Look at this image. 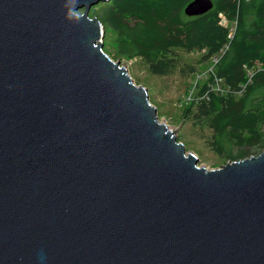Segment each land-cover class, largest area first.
Here are the masks:
<instances>
[{"label": "water", "instance_id": "obj_1", "mask_svg": "<svg viewBox=\"0 0 264 264\" xmlns=\"http://www.w3.org/2000/svg\"><path fill=\"white\" fill-rule=\"evenodd\" d=\"M111 1L0 0V264H264V152L199 166L104 52Z\"/></svg>", "mask_w": 264, "mask_h": 264}, {"label": "trees", "instance_id": "obj_2", "mask_svg": "<svg viewBox=\"0 0 264 264\" xmlns=\"http://www.w3.org/2000/svg\"><path fill=\"white\" fill-rule=\"evenodd\" d=\"M192 1L112 0L100 21L117 35L121 53L141 57L154 76L172 75L183 52L203 53L198 65L217 57L215 70L182 117L209 132L207 144L216 155H233L227 157L232 161L261 154L264 0H212L208 13L188 17L185 9ZM183 68L195 73L191 65Z\"/></svg>", "mask_w": 264, "mask_h": 264}, {"label": "rangeland", "instance_id": "obj_3", "mask_svg": "<svg viewBox=\"0 0 264 264\" xmlns=\"http://www.w3.org/2000/svg\"><path fill=\"white\" fill-rule=\"evenodd\" d=\"M109 3H99L92 7L89 17L100 20L102 9ZM79 14H83V11H80ZM223 23L228 25L227 22ZM229 27L231 26L229 25ZM104 52L114 62H120L122 66L128 69L137 86L148 89L150 102L157 108L160 122L165 123L170 130L174 131L179 142L186 146L187 152L193 153L199 158V166L208 170H216L228 162L242 160L229 161L227 157L233 155L222 157L216 155L207 144L209 132L202 131L199 127L193 126L192 122L185 121L182 117L183 111L194 100L199 88L207 81L209 74L215 70L214 60L198 65L203 53L187 54L183 52L181 53V66L172 75L154 76L147 70L141 57H138L135 53H121L117 35L108 28H105ZM187 65L195 67V73H189L183 68ZM234 152L236 153V151ZM258 154L259 151L258 153L254 151L250 157L258 156Z\"/></svg>", "mask_w": 264, "mask_h": 264}, {"label": "built area", "instance_id": "obj_4", "mask_svg": "<svg viewBox=\"0 0 264 264\" xmlns=\"http://www.w3.org/2000/svg\"><path fill=\"white\" fill-rule=\"evenodd\" d=\"M214 61H215V65L217 64V62H218V58L217 57H215L214 58Z\"/></svg>", "mask_w": 264, "mask_h": 264}]
</instances>
